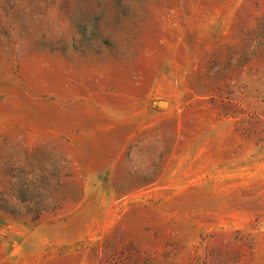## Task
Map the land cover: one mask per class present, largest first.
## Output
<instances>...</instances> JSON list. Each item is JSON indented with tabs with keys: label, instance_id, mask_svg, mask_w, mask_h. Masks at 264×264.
Wrapping results in <instances>:
<instances>
[{
	"label": "rangeland",
	"instance_id": "rangeland-1",
	"mask_svg": "<svg viewBox=\"0 0 264 264\" xmlns=\"http://www.w3.org/2000/svg\"><path fill=\"white\" fill-rule=\"evenodd\" d=\"M0 264H264V0H0Z\"/></svg>",
	"mask_w": 264,
	"mask_h": 264
},
{
	"label": "water",
	"instance_id": "water-1",
	"mask_svg": "<svg viewBox=\"0 0 264 264\" xmlns=\"http://www.w3.org/2000/svg\"><path fill=\"white\" fill-rule=\"evenodd\" d=\"M161 106L165 105L164 103H160Z\"/></svg>",
	"mask_w": 264,
	"mask_h": 264
}]
</instances>
